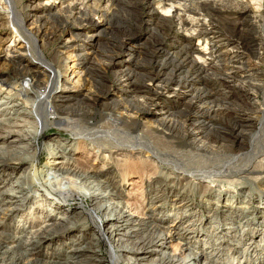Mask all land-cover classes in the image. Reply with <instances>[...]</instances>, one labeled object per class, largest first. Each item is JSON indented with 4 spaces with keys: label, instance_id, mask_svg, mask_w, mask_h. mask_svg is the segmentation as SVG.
<instances>
[{
    "label": "bare ground",
    "instance_id": "6f19581e",
    "mask_svg": "<svg viewBox=\"0 0 264 264\" xmlns=\"http://www.w3.org/2000/svg\"><path fill=\"white\" fill-rule=\"evenodd\" d=\"M15 1L0 0L4 16H0V28L11 24L16 33L5 47L0 40V60L12 61L13 67L12 74L9 67L0 70V112L6 115L0 119V264H264V179L259 176L264 168V157L259 154L263 147L251 152L242 169L222 163L216 171L185 170L183 163L167 160L174 148L167 141L175 140L183 156L198 160L206 148L198 138L199 128L174 132L172 125H167L170 107L154 100L139 113L145 121L138 126L148 138L145 142L110 124L90 123L71 129V136L56 132L44 139L49 133L47 119L55 114L51 105L57 101L72 102L66 112L70 116L82 113L90 117L93 114L79 106L98 103L102 111L111 109L108 111L116 118L102 113L106 121L118 126L119 118L122 123L139 125L134 112L122 106L124 98L120 96L129 92L128 77L134 71L122 68L126 59L119 54L107 63L103 59L93 63L102 25L108 23V4L90 11L89 0H45L42 4L47 7L41 11L37 8L40 0H25L33 11L23 18ZM149 3L150 16L153 5H159L158 20L165 17L170 24L169 30L180 41L184 62L194 67L197 81L222 76L228 85L232 75L221 69L219 59L225 54L245 55L234 50V44L220 42L210 14L234 15L242 27L261 35L263 43H258L257 49L264 48L262 0ZM50 8L61 12L50 16ZM31 18L36 34L23 26ZM49 19L56 21L55 27ZM38 34L52 46L50 62L41 48L28 45L37 42ZM195 35L204 44L192 45ZM20 39L26 45L21 41L19 48L23 54L29 51V58L17 52ZM12 45L14 49H9ZM249 51L246 60L260 64L264 50ZM252 58L257 61H250ZM29 62L36 64L33 70ZM113 63L118 68L99 96L92 90L89 72L97 71L103 77ZM160 71L148 83L151 92L157 87L154 81ZM41 76L49 81L40 80ZM225 81L219 80L227 88ZM174 90L179 96L188 92L186 87ZM243 91L247 96L254 94L252 89ZM59 105L56 107H64ZM118 107L123 112H118ZM45 154L51 158L47 165L42 163ZM229 175L236 179L221 178ZM87 199L98 204L90 207ZM92 234L98 236L96 242L84 243V237Z\"/></svg>",
    "mask_w": 264,
    "mask_h": 264
},
{
    "label": "rangeland",
    "instance_id": "374dc122",
    "mask_svg": "<svg viewBox=\"0 0 264 264\" xmlns=\"http://www.w3.org/2000/svg\"><path fill=\"white\" fill-rule=\"evenodd\" d=\"M44 1L45 0H40V5L38 4L39 6L37 7L41 8V11L44 9L43 7H47V4H42ZM151 1L152 0H89L87 3V9L90 11L96 8L103 9L108 4V7H106V20L108 23L102 25V34L99 41L100 46L97 48L96 54L93 55L96 58L93 63H98L99 59H103L104 62L107 63L112 55L115 56L118 54L122 60L126 59V64H124L122 68L133 70L134 74L128 77L131 87L128 90L129 92L120 95L124 98L122 106H127L130 112H134L136 119L140 120V124L122 123V120L119 118L118 126L117 122H111V120L108 122L104 117H111L110 119L116 118H114L113 114H110L109 111L111 109H108L109 111L106 110L107 112L102 111V106L98 103L87 107L79 106V108L89 110V112L93 114L90 117L82 113L76 116H70L66 112L71 110L70 107L72 106L69 107V105L72 102L61 103L57 101L51 105L55 114L47 119L50 124L48 127L49 133L46 132L44 139L47 137L49 138L51 135L50 133L56 132L71 136L74 134L71 129H79L80 124L84 123L88 125L90 123V125L93 126L110 124L112 127H118L129 135L139 137L145 142L148 138L144 136L145 134L142 130L138 129V126L142 125V122L145 121L140 117L139 113L142 108H149L154 100L155 102L159 101L158 103H162L167 108L170 107L167 125H172L170 127L174 132L178 130V132H181L183 129L185 131L193 126L199 128L198 132L200 134L198 138H200V143H202V145L204 144L206 148H202L199 158L197 157L198 160L189 155L183 156V153L179 151L181 145H177L175 140L168 138L167 142L174 147V150L171 148L170 151H173H169L167 160L183 163L184 167L187 168L185 170H189V167H197L200 170L208 169L210 171H216V169L218 170V168L222 167V165H220L222 163L223 165L226 164L224 165L225 167H234L237 169L238 166V169H242L244 164L249 161L251 152L257 150V148L259 150V148L262 147L263 149L259 150V154L261 153L260 156L264 157V59L257 65L256 63L253 65L251 62H248L249 60H246L247 55L250 54L249 50L255 49L256 52L264 50L263 47H261L262 49H257L258 45L263 43L261 41V35L254 30L242 27V22L237 20L234 15H226L225 12H222L220 15H211L208 13L211 18L210 21L215 26V31L219 34L220 42H230L231 45L234 44V46H236L234 50H242L245 55L238 52L241 56L235 57V54L232 53L225 54L222 59H219V62L223 65L221 69L226 71L229 76L232 75V82L228 83V85L225 78L222 76V78L215 79V77H213V79L205 80L206 82L203 79L197 81L196 79H198V77L194 67L191 63L184 62V54L179 48L180 41L173 35V31L169 30L168 27L170 24H168L165 17L164 19L158 20L157 14H159L160 11L159 5H153L154 13L153 16H150L151 11L149 10V2ZM178 1L184 2L185 0H175V2ZM15 2L16 9L23 18L27 13L33 11L30 10L29 7L27 8L25 0H16ZM262 3L264 10V0H262ZM0 8H2V6H0ZM58 10L50 8L47 9V12L50 16H54L61 12L60 9ZM263 10L260 11V13L264 15ZM253 12L256 13L255 9ZM0 16L2 17L3 15L0 14ZM49 20V24L52 23L55 27L54 22L56 21L54 19ZM31 21L32 18L28 20L27 23L24 21L23 26L25 28L27 27L30 33L36 34V24H31ZM14 28L15 26L11 24L7 25L6 28H0V40H3L1 44L2 47L12 43V39L14 35H16V33L12 32ZM51 28L52 27L49 26L48 32H51ZM55 29H57V27ZM21 41L24 40L20 39L17 41L16 47H18L17 52L23 54L22 48H19L21 47ZM198 41V36H192V45L199 46L204 44ZM28 45L36 47L38 50L41 48L47 62H50L51 59L48 57V52L51 50L52 46L49 42L44 40L41 34L37 35V42H29ZM237 46L239 48H237ZM241 47L245 48L243 49ZM9 49H14V45L9 46ZM168 52H171V54H168ZM25 53L27 55H24ZM25 53L23 54L24 57L29 58V51ZM188 53L190 54L191 52L188 51ZM101 54L106 55L102 57ZM250 61L256 62L257 60L252 58ZM116 62L117 60L114 61V63ZM25 63L26 61L24 60V64ZM114 63L112 68L108 70L107 74L103 77L100 76L97 71L92 70L91 73L89 72L92 90L99 96L101 95L99 92L103 91V86L109 83L113 77L114 70L118 68V65L114 67ZM11 65L12 61L10 60H4V62L0 60V70H6V68L9 67L8 70L11 71L12 74L13 67ZM35 65V63L29 62L30 69L33 70ZM158 70H161L160 77L157 82L154 81V85H157V87L152 93L149 90L150 87H148V83L151 79H154V74ZM215 70L220 72L217 68H215ZM38 74H42L40 70ZM65 76L66 74L63 75V77ZM40 80H46L48 82L49 78L41 76ZM219 80L225 81L224 85H227V88L223 87ZM16 81H20L18 77ZM133 86L135 89H133ZM143 86L148 89V91H142ZM177 86H179V89L180 87H186L188 91L187 94H182L183 97L174 94V88ZM242 86H244V88ZM222 88L225 90L220 91ZM243 89H252L254 94L247 96L244 94L246 92H244ZM40 91L43 92L44 89L40 88ZM198 94H200L199 96L203 95L204 98L199 100V98H197ZM56 104L63 105L64 107L57 108ZM88 104L87 102L86 105ZM54 105L55 108H53ZM61 110H65V112ZM120 111L123 112L122 107H118V112ZM102 113L104 117L101 115ZM5 116L3 111L0 112V119ZM112 127L109 126V128ZM23 129L27 131V128L25 129V127H23ZM183 144H185V141ZM187 144L189 143L187 142ZM182 148L186 150L189 149L188 145H183ZM50 160L51 158L46 154L42 155L43 165H47ZM260 170L263 171H260L259 176L264 179V168ZM221 178L225 180L236 179L235 176L230 177V175L229 177ZM87 201L90 207L98 204L97 202L89 201V199H87ZM73 207L74 211H77V203H74ZM97 237L98 236L95 234L87 235L84 237L83 242L85 243L86 241L92 244L96 242ZM138 238L139 236L137 235L131 242H134ZM83 242L82 245H84ZM123 244H126V242ZM158 256V254L155 255V257ZM151 257H153V255H151Z\"/></svg>",
    "mask_w": 264,
    "mask_h": 264
}]
</instances>
